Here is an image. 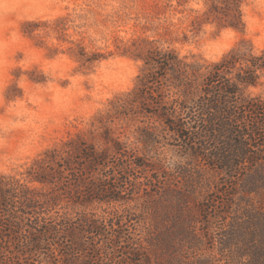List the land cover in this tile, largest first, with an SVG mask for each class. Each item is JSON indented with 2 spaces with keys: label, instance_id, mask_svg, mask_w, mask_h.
<instances>
[{
  "label": "rangeland",
  "instance_id": "1",
  "mask_svg": "<svg viewBox=\"0 0 264 264\" xmlns=\"http://www.w3.org/2000/svg\"><path fill=\"white\" fill-rule=\"evenodd\" d=\"M153 49L202 64L230 53L264 57V0H0V175L20 176L66 141L110 154L121 143L156 170L127 165L118 170L122 203L73 210L123 214L118 231L132 245L122 243L116 261L131 264L137 253L142 264H229L208 261L219 247L204 237L201 209L224 182L221 171L138 104L131 116L104 117L116 97L135 89ZM257 73L258 85L245 94L264 102V71ZM213 226L217 237L226 230L221 218Z\"/></svg>",
  "mask_w": 264,
  "mask_h": 264
},
{
  "label": "trees",
  "instance_id": "2",
  "mask_svg": "<svg viewBox=\"0 0 264 264\" xmlns=\"http://www.w3.org/2000/svg\"><path fill=\"white\" fill-rule=\"evenodd\" d=\"M251 57L230 53L202 64L172 50H150L135 89L116 97L104 116H131V106L138 104L164 130L189 141L191 155L224 175L201 206L204 237L219 247L209 262L264 264V102L245 94L258 85L264 57ZM238 66L241 70L230 77ZM113 147L110 154L70 140L42 152L20 176L0 175V264H122L116 261L117 248L132 245L118 231L123 214L73 212L122 203L118 170L127 165L156 170L121 143ZM235 197L241 203L234 208ZM220 218L226 230L217 237L211 231ZM136 255L128 256L129 263L142 264Z\"/></svg>",
  "mask_w": 264,
  "mask_h": 264
}]
</instances>
